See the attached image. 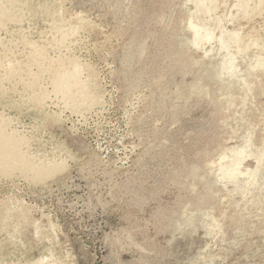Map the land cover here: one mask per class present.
I'll use <instances>...</instances> for the list:
<instances>
[{"label": "rangeland", "instance_id": "374dc122", "mask_svg": "<svg viewBox=\"0 0 264 264\" xmlns=\"http://www.w3.org/2000/svg\"><path fill=\"white\" fill-rule=\"evenodd\" d=\"M234 2L208 14L200 0H10L20 20L5 22L8 35L75 59L97 97L69 108L47 70L42 107L0 97L65 162L40 178L0 170V264H264V165L251 183L217 168L229 147L264 149V64L254 66L264 0L239 20L258 46L236 54L233 70L219 43L195 44L190 28L192 16L217 28L215 14L226 18ZM56 26L70 32L55 46ZM256 167L249 155L239 169Z\"/></svg>", "mask_w": 264, "mask_h": 264}, {"label": "bare ground", "instance_id": "6f19581e", "mask_svg": "<svg viewBox=\"0 0 264 264\" xmlns=\"http://www.w3.org/2000/svg\"><path fill=\"white\" fill-rule=\"evenodd\" d=\"M251 2L252 0H236V2H234L235 11L230 12L229 15L226 16V18L224 15L223 17H221L220 15L218 16L215 14L217 28L211 26L209 18L204 21H201V19L200 21H194L192 16L190 20V28H192L194 32L195 44L199 45L203 41L213 40V42L215 41L219 43L220 49H224L226 51L225 59H223L224 61L222 63L223 68L231 70L237 68V65L235 63V55L238 53L246 52L252 46H258V42L246 39L245 35L242 33L241 24L239 22V20L241 21V19L248 18L250 16V10L252 6ZM9 3L10 0H7L6 4L0 3V97H3L6 92L11 91L12 94L16 96L20 95L24 99V101H22L23 103L32 104L35 107H42L48 92L38 85V81L41 76H43L42 74L44 73V71L47 70L51 72L50 82L53 84L54 90L61 93L65 104L69 108L73 110H79V108H81L82 106L87 107L91 105L96 100L97 96L91 93L86 83L79 79L78 72L79 70H81V65L75 59L70 58V60H67V58L63 59V57L59 56L52 57L53 55H49L47 49L43 47V45L41 46L36 40L29 39L24 32L16 30L18 31L17 34L12 32L10 35H8L9 32H7L6 30L7 28L5 22L14 21L15 23L20 20L19 16L16 15L17 13H12V8L10 7V9L8 7ZM200 3L203 7H205L204 5H206V7L209 8L210 11H208V14L211 13V9H216L217 7V0H200ZM255 3H253L255 5H253L252 8L263 5V0H256ZM197 6H200V4L198 3ZM22 9H24V7ZM234 22H236V24ZM52 25L51 27H55ZM234 25H237V27H235ZM58 27L57 29L62 37H60V39L54 40L55 46L58 45L60 41H62L63 36L65 34H68L69 31V29L67 28L62 29ZM3 32L5 33L4 35ZM7 55H10V59L7 57ZM18 55L20 56V59L16 61L15 56ZM4 57L5 59L8 58L9 61H6ZM263 64L264 60L259 56L254 66H262ZM32 66H36L37 69L33 70ZM24 97H26L27 99H25ZM0 107L1 171L10 172L12 170L19 169L21 170V172L29 173L33 178H40L54 172L59 168H62L65 165L63 157L60 154L58 155L57 153H53V151L52 153H50V151L42 149L39 140L34 136L33 132H27L23 126H20V124H18L16 117H13L12 115L9 116L4 112L5 110L2 108V106ZM20 113H22V111ZM227 151L230 152V155L226 154V152H223L221 158H219L220 161L217 165V168L219 169L223 177L236 179L238 175L245 174L247 183L255 181V176L259 166L262 167V165H264V149L253 152L250 142L247 141L246 145L242 147H229L227 148ZM249 155L255 156L258 167H256V169L254 170H247L246 172H242L239 169L241 161L245 156ZM5 225L7 227V222L6 224L4 222V226ZM53 262H44L43 259H38L33 263L25 264H55Z\"/></svg>", "mask_w": 264, "mask_h": 264}]
</instances>
